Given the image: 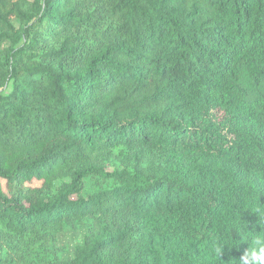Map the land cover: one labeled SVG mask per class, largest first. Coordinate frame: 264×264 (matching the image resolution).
I'll list each match as a JSON object with an SVG mask.
<instances>
[{
	"label": "trees",
	"instance_id": "1",
	"mask_svg": "<svg viewBox=\"0 0 264 264\" xmlns=\"http://www.w3.org/2000/svg\"><path fill=\"white\" fill-rule=\"evenodd\" d=\"M257 240L264 0H0V264H236Z\"/></svg>",
	"mask_w": 264,
	"mask_h": 264
},
{
	"label": "rangeland",
	"instance_id": "2",
	"mask_svg": "<svg viewBox=\"0 0 264 264\" xmlns=\"http://www.w3.org/2000/svg\"><path fill=\"white\" fill-rule=\"evenodd\" d=\"M117 168L118 163L116 162V160H114L112 161L110 166L107 167V171L111 172L112 170ZM103 184H105V182L98 178L93 177L87 179L85 182V193L92 194L95 190L103 186ZM35 186L38 187L39 184H36ZM85 232V229L83 231L81 229H69L67 231H64L59 234L57 245L63 248V251L65 252V254H67V256H70L73 254L75 247L80 244L81 240L85 235Z\"/></svg>",
	"mask_w": 264,
	"mask_h": 264
},
{
	"label": "clouds",
	"instance_id": "3",
	"mask_svg": "<svg viewBox=\"0 0 264 264\" xmlns=\"http://www.w3.org/2000/svg\"><path fill=\"white\" fill-rule=\"evenodd\" d=\"M257 247H249L236 264H264V242L256 241Z\"/></svg>",
	"mask_w": 264,
	"mask_h": 264
}]
</instances>
